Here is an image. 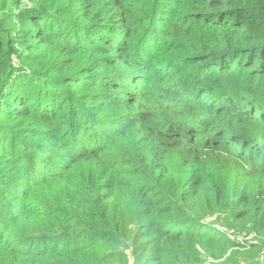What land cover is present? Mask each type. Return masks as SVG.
Segmentation results:
<instances>
[{
    "label": "trees",
    "instance_id": "1",
    "mask_svg": "<svg viewBox=\"0 0 264 264\" xmlns=\"http://www.w3.org/2000/svg\"><path fill=\"white\" fill-rule=\"evenodd\" d=\"M130 261L264 264V0H0V264Z\"/></svg>",
    "mask_w": 264,
    "mask_h": 264
},
{
    "label": "built area",
    "instance_id": "2",
    "mask_svg": "<svg viewBox=\"0 0 264 264\" xmlns=\"http://www.w3.org/2000/svg\"><path fill=\"white\" fill-rule=\"evenodd\" d=\"M214 228L216 230H218L219 232H224L223 231V228L218 226V225H214ZM225 234H226V237L229 238V239H235L234 237L237 238V241L239 242H245V243H251V244H255L256 241H255V236L253 234H250L248 236H239V235H235L234 231L233 230H230V231H225ZM252 237V238H251Z\"/></svg>",
    "mask_w": 264,
    "mask_h": 264
},
{
    "label": "rangeland",
    "instance_id": "3",
    "mask_svg": "<svg viewBox=\"0 0 264 264\" xmlns=\"http://www.w3.org/2000/svg\"><path fill=\"white\" fill-rule=\"evenodd\" d=\"M12 65H13V67H15V68H19L20 66H21V62H19V60H16V58H11V62H10ZM213 220L215 219V218H212ZM218 224H220V223H218ZM248 235H250V234H247V235H245V236H248ZM252 238V237H251ZM227 254H229V252L227 253ZM210 261H212L210 258H208V263L210 262ZM128 264H141V263H135V262H132V261H130Z\"/></svg>",
    "mask_w": 264,
    "mask_h": 264
}]
</instances>
